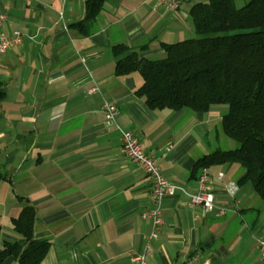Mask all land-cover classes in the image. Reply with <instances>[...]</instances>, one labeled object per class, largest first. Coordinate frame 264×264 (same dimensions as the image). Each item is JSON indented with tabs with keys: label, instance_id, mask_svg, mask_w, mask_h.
<instances>
[{
	"label": "crops",
	"instance_id": "obj_1",
	"mask_svg": "<svg viewBox=\"0 0 264 264\" xmlns=\"http://www.w3.org/2000/svg\"><path fill=\"white\" fill-rule=\"evenodd\" d=\"M85 1L0 0L7 15L1 30L21 33L0 57V245L20 238L11 220L28 204L35 208L33 237L49 242L39 264H130L131 252L146 246V264H189L192 256L195 264H264L257 248L264 204L239 182V164L207 167L224 213L188 204L186 193L197 189L195 162L235 146L215 132L227 105L150 109L135 95L140 75L114 71V45L161 57L162 43L193 35L189 10L206 0H181L175 10L156 0H105L84 33ZM93 83L99 91L87 93ZM104 101L117 105V124L137 136L173 186L161 200L157 238L142 216L150 181L105 123ZM229 182L237 186L233 193ZM3 264L18 263L9 256Z\"/></svg>",
	"mask_w": 264,
	"mask_h": 264
},
{
	"label": "trees",
	"instance_id": "obj_2",
	"mask_svg": "<svg viewBox=\"0 0 264 264\" xmlns=\"http://www.w3.org/2000/svg\"><path fill=\"white\" fill-rule=\"evenodd\" d=\"M105 0H86L79 26L92 22ZM189 14L193 35L174 43H162L164 55L139 57L124 44L112 47L117 75L137 72L141 85L135 95L150 109L183 108L203 112L214 104L227 105L215 127L235 144L200 157L193 170L237 163L243 169L240 183L248 182L264 204V0L194 3ZM23 201L22 197H18ZM35 208L25 205L12 218L17 241L0 245V264L9 256L18 264H39L49 242L33 237Z\"/></svg>",
	"mask_w": 264,
	"mask_h": 264
},
{
	"label": "built area",
	"instance_id": "obj_3",
	"mask_svg": "<svg viewBox=\"0 0 264 264\" xmlns=\"http://www.w3.org/2000/svg\"><path fill=\"white\" fill-rule=\"evenodd\" d=\"M158 4L164 6L168 10H175L181 0H156ZM7 15L0 13V57L8 50L9 47L17 45L21 42V33L19 30H13L11 33H5L1 30V26L6 20ZM99 91V86L93 83L87 93ZM102 112L104 121L107 125H111L118 131V139L123 153L135 163L148 177L150 181V208L142 213L143 217H149L152 221V231L150 238H157L158 232L163 224V211L161 207L162 198L170 193L173 186L167 181L162 174L155 157L146 152L143 144L137 136L130 130L121 128L116 122L118 107L111 101H104L102 104ZM221 180V175L217 176ZM197 189L194 192L186 193L188 204L191 207H200L204 212H212L215 208L219 213H224V206H217L213 193L211 191V176L207 171V167H201L197 174ZM228 190L233 193L237 186L233 182L227 184ZM257 248L261 255H264V233L257 239ZM150 249L146 246L142 250L134 249L130 254V264H146V256ZM196 256H192L188 260L189 264H195Z\"/></svg>",
	"mask_w": 264,
	"mask_h": 264
},
{
	"label": "rangeland",
	"instance_id": "obj_4",
	"mask_svg": "<svg viewBox=\"0 0 264 264\" xmlns=\"http://www.w3.org/2000/svg\"><path fill=\"white\" fill-rule=\"evenodd\" d=\"M247 0H245V2H246ZM219 132H220V135H223V137L225 138V139H228L223 133H222V131H220L219 130ZM234 143V142H233ZM235 144V143H234ZM221 148H224V149H227V147H225V146H222Z\"/></svg>",
	"mask_w": 264,
	"mask_h": 264
}]
</instances>
